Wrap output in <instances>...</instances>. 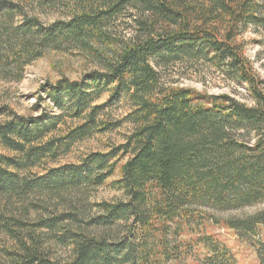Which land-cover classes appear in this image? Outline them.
<instances>
[{"label": "trees", "instance_id": "1", "mask_svg": "<svg viewBox=\"0 0 264 264\" xmlns=\"http://www.w3.org/2000/svg\"><path fill=\"white\" fill-rule=\"evenodd\" d=\"M55 1L67 8V17L45 26L29 16L23 5L28 0H0V7L8 6L11 16L20 17L16 31L22 29L21 37L0 34L1 43L27 57L23 69L59 39L82 46L102 39L103 28L128 12L134 32L116 44L105 38L103 70L80 80L61 79L49 97L57 105L70 103L78 116L93 101L92 84L98 96L126 93L132 128L115 148L91 152L77 165L50 168L28 181L19 171L39 166L43 157L55 161L58 141H41L58 118L26 121L14 114L16 118L0 122V232L14 242L0 253V264H166L173 222L189 217L198 206L232 207L264 198V84L235 41L249 25L264 28V0ZM198 60L244 84L253 104L161 83L162 68ZM95 110L90 109L88 122H94ZM84 123L76 131L85 132ZM239 130L252 134L253 142L236 139ZM122 159L119 177L111 182L122 199L96 202L97 214L86 223L73 212H60L38 218L23 231L27 224L21 218L28 213L23 203L30 195L57 199L83 185H104ZM65 220L69 222L63 225ZM59 223L57 241L70 247L71 260L65 263L52 260L36 232L40 227L52 231ZM126 223L131 237L113 239V231ZM255 224L264 226V209L234 222L246 228ZM258 259L264 264V250Z\"/></svg>", "mask_w": 264, "mask_h": 264}, {"label": "rangeland", "instance_id": "2", "mask_svg": "<svg viewBox=\"0 0 264 264\" xmlns=\"http://www.w3.org/2000/svg\"><path fill=\"white\" fill-rule=\"evenodd\" d=\"M23 5L30 17H37L45 26L67 17V8L55 0H28ZM11 10L13 9L8 6L0 7V34L21 37L22 29L16 31L15 28L20 23V17L11 16ZM128 15L125 11L118 15L103 28L105 36L102 39L91 40L84 43V46L64 39H59L58 44H48L23 69L20 66L27 57L23 53L18 54L17 49L12 52L0 41V122L16 118L14 114L23 116L26 121L50 120L54 116L58 118L54 130L46 133L41 141H58L54 145L55 161L43 157L39 166L19 171L20 177L35 181L50 168L77 165L91 152H107L124 142L132 128L127 118L130 103L126 93H121L117 98L111 97L110 91L98 96L92 84L88 90L93 101L87 104L80 115L74 116L70 103L63 101L60 105L55 104L50 99L49 92L53 84L61 79L80 80L91 72L102 71L107 48L105 38L116 44L125 41L134 32ZM26 36L29 37L28 33ZM235 39L250 62L252 73L264 84V28L249 25ZM39 40V36L34 37V44L37 45ZM160 73L162 84L188 87L210 95L224 94L247 105L253 104L244 84L230 79L221 70L202 60L178 62L162 68ZM18 75L21 78L16 80ZM112 86L113 84L108 85L107 89ZM93 107H96L93 115L95 119L94 122H88L91 117L89 111ZM84 122L87 125L86 131H76ZM106 124L107 128L101 130ZM235 136L238 140L253 142V135L246 130L237 131ZM123 161L122 159L117 163L113 175L104 185H83L57 199L41 193L39 195L38 192L30 195L23 203L28 209V213L21 218L27 224L23 226V231L29 230L28 226L35 225L38 218H49L60 212H73L79 220L86 223L97 214L96 202L122 199V191L114 188L111 182L119 177V166ZM262 209L264 198L252 204L232 207L194 208L189 217L170 225L166 264H260L258 255L264 250V226L255 224L249 228L237 227L234 222L247 220ZM66 222L69 221L65 220L63 225ZM61 226L60 223L57 224L52 231L40 227L36 232L41 235L43 247L52 260L65 263L71 260L70 247L57 241L55 235L62 231ZM129 230V223L117 227L113 231H116L113 239L119 241L130 238ZM13 243L5 232H0V253L4 249H12Z\"/></svg>", "mask_w": 264, "mask_h": 264}]
</instances>
